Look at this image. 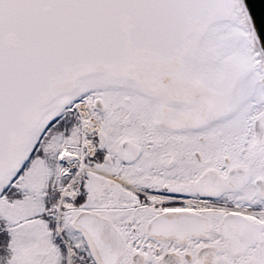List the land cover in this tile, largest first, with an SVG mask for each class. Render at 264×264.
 I'll return each mask as SVG.
<instances>
[{"label": "snow or ice", "instance_id": "6c2138e0", "mask_svg": "<svg viewBox=\"0 0 264 264\" xmlns=\"http://www.w3.org/2000/svg\"><path fill=\"white\" fill-rule=\"evenodd\" d=\"M0 264H264V5L0 0Z\"/></svg>", "mask_w": 264, "mask_h": 264}, {"label": "water", "instance_id": "95a60500", "mask_svg": "<svg viewBox=\"0 0 264 264\" xmlns=\"http://www.w3.org/2000/svg\"><path fill=\"white\" fill-rule=\"evenodd\" d=\"M246 3H249V5L251 6L252 4H256V5H264V0H246Z\"/></svg>", "mask_w": 264, "mask_h": 264}]
</instances>
